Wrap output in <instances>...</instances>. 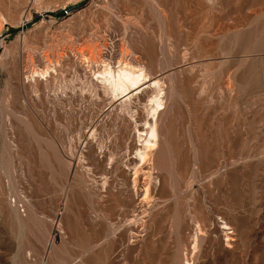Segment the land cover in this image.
<instances>
[{"label": "rangeland", "instance_id": "1", "mask_svg": "<svg viewBox=\"0 0 264 264\" xmlns=\"http://www.w3.org/2000/svg\"><path fill=\"white\" fill-rule=\"evenodd\" d=\"M0 166V264H264V0H0Z\"/></svg>", "mask_w": 264, "mask_h": 264}, {"label": "bare ground", "instance_id": "2", "mask_svg": "<svg viewBox=\"0 0 264 264\" xmlns=\"http://www.w3.org/2000/svg\"><path fill=\"white\" fill-rule=\"evenodd\" d=\"M48 70L49 69H46L41 74L45 75L48 72ZM140 71L141 70H137L135 66H132L129 63H125L124 66L118 69L117 71H113L112 68L106 67L104 70H102L101 74L105 76V81L110 83L109 86H111L110 88L112 90V93L117 95V94H124L129 90V88L139 84V82L145 77L143 73L144 71L143 72ZM153 101L155 103L154 104L155 107L153 110L158 111L160 107L163 105L162 100H160L159 96L158 97L155 96L153 98ZM147 135L148 138L146 140V143L149 144L148 147H151L155 144V140H156L155 127H152L150 131L147 133Z\"/></svg>", "mask_w": 264, "mask_h": 264}, {"label": "crops", "instance_id": "3", "mask_svg": "<svg viewBox=\"0 0 264 264\" xmlns=\"http://www.w3.org/2000/svg\"><path fill=\"white\" fill-rule=\"evenodd\" d=\"M3 182L1 184L2 198H1V231L6 226V222L10 220V211L19 214V209H14L10 204V193H9V178L8 175L3 171ZM19 205L22 206L21 203ZM21 214V213H20Z\"/></svg>", "mask_w": 264, "mask_h": 264}, {"label": "built area", "instance_id": "4", "mask_svg": "<svg viewBox=\"0 0 264 264\" xmlns=\"http://www.w3.org/2000/svg\"><path fill=\"white\" fill-rule=\"evenodd\" d=\"M0 175H1V166H0ZM1 198H2V191H1V183H0V252L2 247V231H1Z\"/></svg>", "mask_w": 264, "mask_h": 264}]
</instances>
